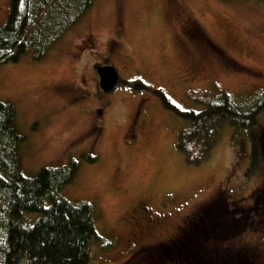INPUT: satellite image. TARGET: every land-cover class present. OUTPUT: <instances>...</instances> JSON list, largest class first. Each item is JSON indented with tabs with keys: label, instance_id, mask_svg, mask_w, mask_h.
<instances>
[{
	"label": "rangeland",
	"instance_id": "374dc122",
	"mask_svg": "<svg viewBox=\"0 0 264 264\" xmlns=\"http://www.w3.org/2000/svg\"><path fill=\"white\" fill-rule=\"evenodd\" d=\"M9 8L0 0V27ZM32 55L0 65V101L26 137L25 177L77 163L63 196L92 204L110 243H94L88 264H264V160L257 149L250 166L247 137L256 129L223 126L200 166L176 147L179 112L220 91L264 92V0H92L44 57ZM98 66L120 74L109 94ZM257 126L264 136V113Z\"/></svg>",
	"mask_w": 264,
	"mask_h": 264
},
{
	"label": "trees",
	"instance_id": "16d2710c",
	"mask_svg": "<svg viewBox=\"0 0 264 264\" xmlns=\"http://www.w3.org/2000/svg\"><path fill=\"white\" fill-rule=\"evenodd\" d=\"M91 6L92 0H10L0 27V65L18 62L28 50L40 60ZM263 113L264 92L251 98L220 91L203 110L179 112L187 126L177 135L176 147L186 163L200 166L223 126L256 129L252 141L247 135L254 167L257 149L264 160V136L257 126ZM15 121V106L0 101V264H88L94 243H110L97 232L93 205L63 196L64 187L74 182L77 163L44 167L35 177H25L19 151L26 137L16 131Z\"/></svg>",
	"mask_w": 264,
	"mask_h": 264
},
{
	"label": "water",
	"instance_id": "95a60500",
	"mask_svg": "<svg viewBox=\"0 0 264 264\" xmlns=\"http://www.w3.org/2000/svg\"><path fill=\"white\" fill-rule=\"evenodd\" d=\"M96 73L99 78V88L101 91L104 93L112 92L119 81L116 68L113 66H98Z\"/></svg>",
	"mask_w": 264,
	"mask_h": 264
},
{
	"label": "flooded vegetation",
	"instance_id": "af4514ba",
	"mask_svg": "<svg viewBox=\"0 0 264 264\" xmlns=\"http://www.w3.org/2000/svg\"><path fill=\"white\" fill-rule=\"evenodd\" d=\"M117 70V69H116ZM117 72H118V70H117ZM118 75H119V81H118V83L117 84H119L120 83V81H121V77H120V74H119V72H118ZM117 86V85H116ZM115 90V89H114ZM113 90V91H114ZM103 93V92H102ZM111 93V92H110ZM104 94H109V93H104ZM193 227V226H192ZM192 227L191 226H189V228H191L192 229ZM189 231H183L182 229L180 230V237H178V239H176V241H178L180 244H183L182 243V240H187V238H188V236H189V233H188ZM175 242V241H174ZM199 254L197 253V256H198ZM200 256V255H199Z\"/></svg>",
	"mask_w": 264,
	"mask_h": 264
}]
</instances>
